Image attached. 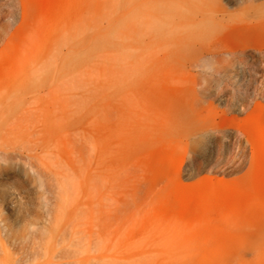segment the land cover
<instances>
[{"label":"rangeland","instance_id":"374dc122","mask_svg":"<svg viewBox=\"0 0 264 264\" xmlns=\"http://www.w3.org/2000/svg\"><path fill=\"white\" fill-rule=\"evenodd\" d=\"M0 264H264V0H0Z\"/></svg>","mask_w":264,"mask_h":264},{"label":"crops","instance_id":"0c3cea01","mask_svg":"<svg viewBox=\"0 0 264 264\" xmlns=\"http://www.w3.org/2000/svg\"><path fill=\"white\" fill-rule=\"evenodd\" d=\"M262 123V122H261Z\"/></svg>","mask_w":264,"mask_h":264}]
</instances>
